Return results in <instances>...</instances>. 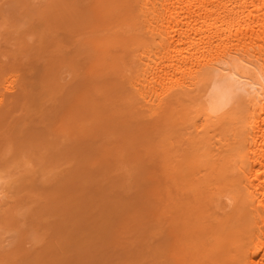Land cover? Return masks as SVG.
Here are the masks:
<instances>
[{"label": "rangeland", "instance_id": "374dc122", "mask_svg": "<svg viewBox=\"0 0 264 264\" xmlns=\"http://www.w3.org/2000/svg\"><path fill=\"white\" fill-rule=\"evenodd\" d=\"M120 1L0 0V264H185L194 108L184 98L156 118L144 110L129 88L145 67L138 37L99 56L125 17ZM182 82H155L153 100Z\"/></svg>", "mask_w": 264, "mask_h": 264}, {"label": "bare ground", "instance_id": "6f19581e", "mask_svg": "<svg viewBox=\"0 0 264 264\" xmlns=\"http://www.w3.org/2000/svg\"><path fill=\"white\" fill-rule=\"evenodd\" d=\"M128 2L121 3L125 17L101 40L98 55L112 45H134L138 37L134 59L145 67L129 88L144 110L156 118L184 98L194 108L185 139L184 263L264 264V0ZM146 37L154 43L146 46ZM152 71L153 81H146ZM183 73V85L153 100L155 82ZM134 99L126 101L132 111Z\"/></svg>", "mask_w": 264, "mask_h": 264}]
</instances>
